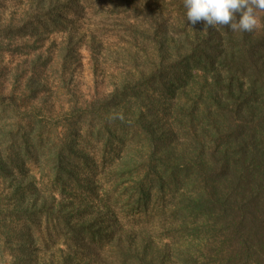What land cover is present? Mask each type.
I'll list each match as a JSON object with an SVG mask.
<instances>
[{
  "label": "trees",
  "instance_id": "1",
  "mask_svg": "<svg viewBox=\"0 0 264 264\" xmlns=\"http://www.w3.org/2000/svg\"><path fill=\"white\" fill-rule=\"evenodd\" d=\"M31 1L0 53L64 39L0 100V264H264V12L233 33L184 0ZM83 44L114 90L47 109L43 78Z\"/></svg>",
  "mask_w": 264,
  "mask_h": 264
},
{
  "label": "rangeland",
  "instance_id": "2",
  "mask_svg": "<svg viewBox=\"0 0 264 264\" xmlns=\"http://www.w3.org/2000/svg\"><path fill=\"white\" fill-rule=\"evenodd\" d=\"M67 1L68 0H64L62 3ZM31 4V0H0V27L1 25H8L10 22L14 20V22H16L18 19L22 18L23 14L29 11V6ZM80 31H83V29ZM118 34L120 37L119 32ZM110 36L111 35H107V38H110ZM46 38L47 39L44 44H42L41 49L35 51L21 49V52L16 53L18 49L13 48V46L33 45V41L36 40L32 35L28 36L26 34L22 37L18 36L17 40H15L12 45L10 44L8 46V48L12 47L15 52L8 50L2 54L0 53V100H5L13 90L17 91V97L29 92L25 89V85L28 84V77L18 84V87L13 86L11 76L17 65L27 58L34 59L38 54L45 56L50 52L51 54H54L53 56L55 58L57 57L61 49L59 43H61L64 37L52 34L46 36ZM110 41V44L113 45L112 47H115L116 40ZM30 52H32V54H30ZM78 55L79 56H77L74 62V68L69 71L65 82L59 79L58 72L56 74H54V72L52 73V71L48 72L47 78H43L44 80L42 83L46 85V89L45 91L42 90L43 92L38 94L37 97L41 101H45L47 109L51 108L53 105L55 106V103L57 106V103L60 100H67L70 96V92L76 94L78 97H84L86 99L95 95L104 97L114 90V84L120 79V74L117 69H114V66L105 63L98 64V62L94 61L92 53L88 50L85 44H83L81 48H78ZM5 190L6 186L1 181V200L6 193Z\"/></svg>",
  "mask_w": 264,
  "mask_h": 264
},
{
  "label": "clouds",
  "instance_id": "3",
  "mask_svg": "<svg viewBox=\"0 0 264 264\" xmlns=\"http://www.w3.org/2000/svg\"><path fill=\"white\" fill-rule=\"evenodd\" d=\"M187 21L205 22V30L227 27L233 33H252L264 12V0H184Z\"/></svg>",
  "mask_w": 264,
  "mask_h": 264
}]
</instances>
